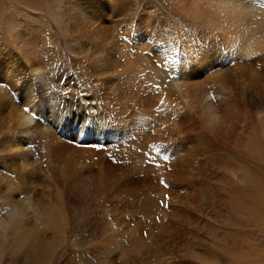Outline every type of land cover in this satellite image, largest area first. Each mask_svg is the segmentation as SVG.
Segmentation results:
<instances>
[{
    "label": "bare ground",
    "instance_id": "obj_1",
    "mask_svg": "<svg viewBox=\"0 0 264 264\" xmlns=\"http://www.w3.org/2000/svg\"><path fill=\"white\" fill-rule=\"evenodd\" d=\"M171 2L202 31L171 32L151 0H63L46 10L64 37L60 50L46 41L42 60L28 58L31 75L15 58L5 62L12 77L2 81L16 86L22 74L17 95L25 92V103L0 144L4 164L44 167L67 206L49 207L25 183L1 187L0 241H12L10 254L44 264L54 245L41 243V226L60 231L52 257L73 226L81 238L72 249L83 255L62 264H162L167 250L187 246L186 236L185 250L204 262L207 251L195 255L208 235L216 254L224 247L202 225H216L222 205L235 209V232L264 224V180L253 172L264 158V118L255 137L242 107L264 103V81L263 91L252 88L264 78V0ZM258 63L263 69H250ZM239 243L228 264H238Z\"/></svg>",
    "mask_w": 264,
    "mask_h": 264
},
{
    "label": "rangeland",
    "instance_id": "obj_2",
    "mask_svg": "<svg viewBox=\"0 0 264 264\" xmlns=\"http://www.w3.org/2000/svg\"><path fill=\"white\" fill-rule=\"evenodd\" d=\"M60 1H63V0H0V96L3 93L4 94L6 93L7 97L8 96L13 97L14 94L16 95L15 99H13L15 101L12 102V106L9 103H5L4 106L1 107L2 99L4 100V97H6V95L3 94V97H0V144L5 142V139L7 138L6 134L10 132L9 126H12V125L9 123V121L13 119L11 118V116H15L16 111L19 108L23 107L25 103L23 100L25 99V92H22L17 95V92L19 91L18 88L22 89V86H20L23 84L22 83L23 81H21V78H20L21 76H23L22 74H19L20 77H18L13 82V84L16 86L12 87L11 85H9V83L2 81V79L5 77L6 79H9L12 77L6 73L5 62L6 63L11 62L15 58L17 65L20 64L19 66L21 65L23 66L25 64L24 65L25 67L30 66L29 67L30 69L28 71H25L24 75H31L30 70L34 69V66L32 65L31 61L30 62L28 61V58L29 59L32 58L31 60H33L36 57H38L39 60H42L41 58L44 57L43 56L44 51H46L45 50L46 41H49V44L52 48L59 49L60 41L62 39V42H63L64 37L60 33L59 29L56 28L52 20L49 18V14H47L46 10H48L50 7L51 10L56 11V7L60 3ZM151 1L153 3L156 2V7H157L156 11H158L157 15L161 21L168 23L166 25H167V28H169L171 32H174V28H179L181 30V35L187 31H192L194 33H197L196 30L202 31V29H200L201 27L199 26L197 28L194 27L191 24L192 22H190L188 18L186 19V17H183L181 12L171 2V0H157V1L151 0ZM34 7H37V8H34ZM142 9L143 7L140 8L141 11H143ZM174 23L177 24L179 27L174 26ZM52 26H53V29H52ZM48 27H50L51 31L48 29ZM31 34L32 36L30 38ZM49 35H52V37L54 36L55 38H52V37L50 38ZM34 38H35V41H34ZM28 39H29V42H28ZM29 44L31 47L28 46ZM261 53H257V54L259 55ZM31 54H33V56H29ZM240 60L241 61L237 60V64L240 62V63H243V65H245L247 64L246 63L247 61L254 62L255 57L248 59V60L247 59H240ZM62 63H64V67L66 66V64L68 65V63H66L65 61ZM72 69L68 70L69 74H74V71ZM250 69L259 70L263 68L258 63L257 65L255 64V66L251 65ZM263 81H264L263 76L259 77L258 81L256 82V84L253 85L252 88H259L260 90H262ZM5 90H9V92L8 91L5 92ZM7 97L5 99H11ZM241 99H244V98L242 97ZM16 102L17 103L19 102L18 104L19 107L17 105L15 106ZM242 107L244 110H246V113L249 116L250 121H251L252 126H250V132L255 134V137H260L261 136V133H260L261 126L259 123V119L264 118V103H260L254 100L252 106L246 103ZM21 141L24 142L23 140ZM3 149H2V146L0 145V188L1 187L8 188V186L9 188L11 186V189H16L17 187L22 188L24 186V184L22 183H25L26 188L31 189L33 193L35 194L37 192L41 193V194L39 193V198L40 199L43 198L42 201L46 203V205L50 207L52 205L55 206V204L57 203L56 206H58V208L61 209L63 213H66V209H67L66 201L62 199V194L59 193V190L56 187L50 186V174L47 172V170H45L44 167H40V168L34 167L30 161L24 163L23 161L19 162L18 160H16V161H13L10 166H7L6 164H4L3 156L5 154H4ZM260 152H264V151H260ZM263 159L261 160L256 159L259 162L262 161L263 166L261 167L260 165L257 166L258 165L257 163L259 162H256L257 169L255 168L253 172L256 173L257 175L259 174L260 176L259 175L258 176L260 178L262 177V179L264 180V175H263L264 161ZM240 164L245 166L244 159L240 160ZM221 178H224V177H221ZM206 187H208L207 184H206ZM217 188H219V186ZM188 189L189 188H187V190ZM49 190L52 193V195L49 192ZM195 190H199V188ZM49 193L51 196L49 195ZM44 195L45 197L47 195V198L42 197ZM49 198L53 200L50 202ZM43 202L39 200L38 206L40 208L43 206V208L45 209V206H44L45 204ZM0 203H1V200H0ZM229 210L225 209L224 206L222 205L220 212L217 214L219 217V221L216 225L210 223L209 221H204L202 224L203 229H208V230L213 229L217 232L219 243L224 244V247H222V250H220L222 251V253H220L221 255L216 254V252L212 250V247L215 245L214 244L215 239L213 240V244H214L213 245L211 241L214 237L208 235L206 237L207 241L204 239L206 242L202 240L201 245H200L201 247L199 248L197 246L198 247L197 249H199V251L201 252H199L197 256L195 255V257H199V256L201 257L203 254H206L208 252L209 254L205 255L206 257L202 256V258H204L203 260L204 262H201L197 260L196 258H192L190 254L185 250V247L189 245V240H190V237L186 236V238L184 239V243L188 240L187 241L188 243L186 242L187 246H185V244L183 248L173 246L171 249L167 250L165 256L162 258L163 259L162 264H194V263L198 264L200 262H201L200 264L202 263L203 264H216V263L217 264H228V257H231V254H230L231 252H229L228 249L233 251V244H235L238 239L240 240L239 244L241 245L238 249V259H237L238 264H264V224L263 223L262 224L253 223L255 224L253 225L251 223L250 227H246V228H248V230L249 229L252 230V232H250V230L246 232H242V233L235 232L233 229H235V227H238L237 225L239 223H238L237 218H235L232 214H230V212H235V209L229 208ZM258 214L260 216H263L264 215L263 210H258ZM0 219H4V218L1 217L0 215ZM45 226L44 225L41 226V229L43 228L45 231V232L41 231L42 232L41 235L43 238V242L41 243L46 244L47 242H49V239H50V243H53L51 245L52 246L54 245V246L53 248L49 249L48 253L51 251L50 256H48L49 254L47 255L48 260L45 258L44 264H62L64 260L68 258L69 256H75L76 261H79L77 254L80 253L81 255H83V251L81 250L82 251L81 252L80 249L74 250L77 247L72 249L73 247L72 241L73 240L79 241L78 237L80 236V231L79 232L76 231L75 233L74 232L75 227L71 226L73 229H71V227H68L67 228L68 230L66 229V238H67L68 243L63 244L62 249L60 248L58 251V255L56 254L57 252H55L56 255L54 254L55 256L52 257L51 254L54 248L56 250V246L58 245L56 243H60L59 241H61L60 236H55L56 237L55 239L53 234H60V231L58 232L51 231L45 228ZM244 226L246 225L244 224ZM228 228L230 230H226ZM47 230L48 232L51 231L55 233H51V232L48 233ZM47 234L48 236L51 235V238L49 237L47 238L46 236ZM76 234L78 236H76ZM234 236L237 237L238 239L237 238L234 239L233 238ZM53 238L58 242H56L55 240L51 241V239L53 240ZM5 240L6 241H3V242L0 241V251H3L1 253L2 257L0 258L1 260L0 264H29V263L34 264V262L32 263V262L27 261L28 257L26 255L22 257L18 256L17 258V253L15 251H13V254H10L12 253L11 244H10L12 243V241H8L9 239H5ZM203 243L207 245L202 248ZM204 251H207V252L205 253ZM211 253L216 256L212 255ZM50 260L51 262H49ZM157 260L158 259H155L153 262H156ZM119 263L120 264H132L129 260L124 261L123 259H120L117 262V264Z\"/></svg>",
    "mask_w": 264,
    "mask_h": 264
},
{
    "label": "snow or ice",
    "instance_id": "obj_3",
    "mask_svg": "<svg viewBox=\"0 0 264 264\" xmlns=\"http://www.w3.org/2000/svg\"><path fill=\"white\" fill-rule=\"evenodd\" d=\"M147 155V154H146ZM161 184H163L164 185V187H168V185L163 181V180H161ZM165 207L167 206V205H164Z\"/></svg>",
    "mask_w": 264,
    "mask_h": 264
}]
</instances>
